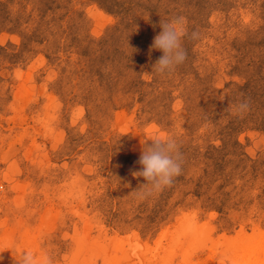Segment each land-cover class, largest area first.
<instances>
[{
	"label": "rangeland",
	"instance_id": "1",
	"mask_svg": "<svg viewBox=\"0 0 264 264\" xmlns=\"http://www.w3.org/2000/svg\"><path fill=\"white\" fill-rule=\"evenodd\" d=\"M177 16L187 59L160 74L152 42ZM154 130L182 173L143 195ZM263 248L264 0H0V264H257Z\"/></svg>",
	"mask_w": 264,
	"mask_h": 264
},
{
	"label": "clouds",
	"instance_id": "2",
	"mask_svg": "<svg viewBox=\"0 0 264 264\" xmlns=\"http://www.w3.org/2000/svg\"><path fill=\"white\" fill-rule=\"evenodd\" d=\"M160 27L162 30L154 37L152 48L160 50L162 55L156 60L153 68L156 72L164 74L186 61L187 51L183 46V40L189 33L183 16L160 21ZM191 38L198 39L199 33L193 31ZM249 109L250 101L247 99L233 106L234 113L239 115ZM136 163L140 168L133 174L144 180L139 188L141 194L150 195L152 191L170 186L182 173L183 153L177 137L155 130L150 132ZM18 264H54V257L44 250L40 252L20 250Z\"/></svg>",
	"mask_w": 264,
	"mask_h": 264
},
{
	"label": "bare ground",
	"instance_id": "3",
	"mask_svg": "<svg viewBox=\"0 0 264 264\" xmlns=\"http://www.w3.org/2000/svg\"><path fill=\"white\" fill-rule=\"evenodd\" d=\"M260 253H261L260 254V261L257 264H264V248L261 249V252Z\"/></svg>",
	"mask_w": 264,
	"mask_h": 264
}]
</instances>
